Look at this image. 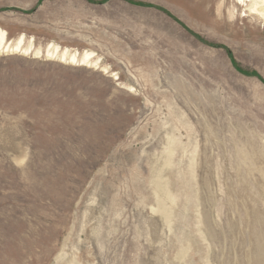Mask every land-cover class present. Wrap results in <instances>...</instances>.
I'll list each match as a JSON object with an SVG mask.
<instances>
[{
    "label": "rangeland",
    "instance_id": "1",
    "mask_svg": "<svg viewBox=\"0 0 264 264\" xmlns=\"http://www.w3.org/2000/svg\"><path fill=\"white\" fill-rule=\"evenodd\" d=\"M0 28V264H264L263 22L0 0Z\"/></svg>",
    "mask_w": 264,
    "mask_h": 264
},
{
    "label": "bare ground",
    "instance_id": "2",
    "mask_svg": "<svg viewBox=\"0 0 264 264\" xmlns=\"http://www.w3.org/2000/svg\"><path fill=\"white\" fill-rule=\"evenodd\" d=\"M235 6L244 7V9H247L248 15H251L264 23V0H235ZM22 46H23L22 37H19L16 40V42L12 44V42H9L6 32L0 28V52L1 53L20 52L22 50ZM62 55L64 57L66 53ZM84 57L85 59H89L91 57V53L85 54ZM69 60L74 62L76 60V56L74 54L71 55Z\"/></svg>",
    "mask_w": 264,
    "mask_h": 264
}]
</instances>
